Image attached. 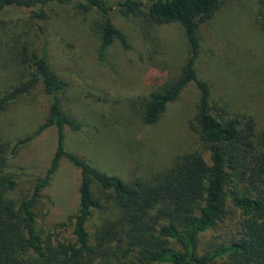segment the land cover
Here are the masks:
<instances>
[{"label": "trees", "instance_id": "1", "mask_svg": "<svg viewBox=\"0 0 264 264\" xmlns=\"http://www.w3.org/2000/svg\"><path fill=\"white\" fill-rule=\"evenodd\" d=\"M222 1L0 0V113L38 84L50 97L49 114L39 126L13 140L0 138V264H264V128L258 129L252 113L233 111L228 101L216 98L212 83L197 67L204 44L202 25ZM254 3L264 33V0ZM52 4L99 16L93 29L101 58L116 40L132 45L111 18L114 7L139 18L150 56L157 51L160 26L179 24L187 54L165 77L152 72L153 88L137 100L136 109L144 122L154 124L194 84L198 96L189 122L197 145L167 166L127 177L102 171L66 147L65 127L79 129L81 121L64 108L59 93L66 83L48 60ZM156 63L152 59L155 68ZM10 67L17 75L1 81ZM51 125L58 127V137L50 164L44 174L34 176L27 193L16 197L18 178L10 156ZM63 156L82 174L70 239L55 236L54 230L40 234L36 211ZM94 182L104 197L96 193ZM104 201L113 202L117 212L91 232L87 223ZM223 226L229 229L217 235L221 240L202 245L203 233Z\"/></svg>", "mask_w": 264, "mask_h": 264}, {"label": "rangeland", "instance_id": "2", "mask_svg": "<svg viewBox=\"0 0 264 264\" xmlns=\"http://www.w3.org/2000/svg\"><path fill=\"white\" fill-rule=\"evenodd\" d=\"M254 1H222L213 17L202 25L204 44L197 67L199 75L212 83L216 98L228 101L233 111L252 113L261 130L264 33L254 15ZM49 10L53 22L47 37L48 60L66 83L59 93L64 108L81 121L79 129L65 127L66 147L85 156L102 171L127 177L137 170L167 166L177 154L197 145V135L189 122L198 96L194 84H189L154 124L144 122L136 109L137 100L153 88L149 78L152 72L165 77L187 54V42L179 24L166 22L160 26L159 45L150 56L139 18L114 7L111 18L132 45L125 47L116 40L101 58L100 39L93 29L99 17L95 12L83 14L60 4H52ZM152 59L158 62L157 68L152 66ZM13 75H17V70L10 67L1 81ZM49 107L50 97L41 84L18 95L0 113V138L13 140L31 132L48 116ZM57 137L58 127L51 125L10 156L9 165L18 178L13 190L16 197L30 190L35 175L44 174L56 151ZM81 176V168L63 156L36 203L40 234L45 236L54 230L57 237L74 238L70 216L77 209ZM94 184L96 193L104 197L98 184ZM116 212L113 202L104 201L103 208L94 209L87 223L89 230L94 232ZM226 228L229 226L203 233L202 245L221 240L217 235L224 234Z\"/></svg>", "mask_w": 264, "mask_h": 264}]
</instances>
